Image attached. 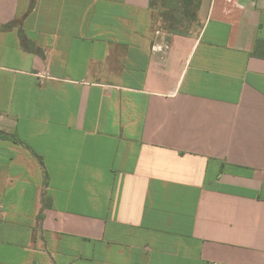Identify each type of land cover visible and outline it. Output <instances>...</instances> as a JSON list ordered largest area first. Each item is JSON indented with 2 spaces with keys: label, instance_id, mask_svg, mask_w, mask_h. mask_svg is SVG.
Segmentation results:
<instances>
[{
  "label": "crops",
  "instance_id": "1",
  "mask_svg": "<svg viewBox=\"0 0 264 264\" xmlns=\"http://www.w3.org/2000/svg\"><path fill=\"white\" fill-rule=\"evenodd\" d=\"M168 2L0 0V264H264V2Z\"/></svg>",
  "mask_w": 264,
  "mask_h": 264
},
{
  "label": "rangeland",
  "instance_id": "2",
  "mask_svg": "<svg viewBox=\"0 0 264 264\" xmlns=\"http://www.w3.org/2000/svg\"><path fill=\"white\" fill-rule=\"evenodd\" d=\"M202 0H191L189 3H185L184 0H169V2L166 5H163L158 10V25L159 26H168V23H165V17H174V18H188L190 20L195 19L189 27L191 30L195 31L197 27L200 25V18H199V11L202 6ZM165 7V8H164ZM196 9H198V17L196 19V14L193 12H196ZM193 17V18H192ZM179 25H182L184 28L188 27V23L185 24L183 21L178 23Z\"/></svg>",
  "mask_w": 264,
  "mask_h": 264
},
{
  "label": "trees",
  "instance_id": "3",
  "mask_svg": "<svg viewBox=\"0 0 264 264\" xmlns=\"http://www.w3.org/2000/svg\"><path fill=\"white\" fill-rule=\"evenodd\" d=\"M190 1H191V0H184L185 3H189ZM170 20H172V21H171V22H172V26H169V27H170V30H171L172 32H175V33H183V32H185L184 30H181V29L176 28L175 25H174V23H173V22H176V23L178 24L180 21H177V20H180V18H174V17H171ZM0 136L8 137V136H7L5 133H3V132H0Z\"/></svg>",
  "mask_w": 264,
  "mask_h": 264
},
{
  "label": "built area",
  "instance_id": "4",
  "mask_svg": "<svg viewBox=\"0 0 264 264\" xmlns=\"http://www.w3.org/2000/svg\"><path fill=\"white\" fill-rule=\"evenodd\" d=\"M252 2H264V0H250Z\"/></svg>",
  "mask_w": 264,
  "mask_h": 264
}]
</instances>
